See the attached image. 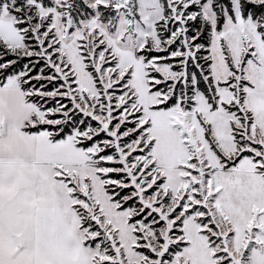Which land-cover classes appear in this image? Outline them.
Instances as JSON below:
<instances>
[{
  "label": "snow or ice",
  "instance_id": "obj_1",
  "mask_svg": "<svg viewBox=\"0 0 264 264\" xmlns=\"http://www.w3.org/2000/svg\"><path fill=\"white\" fill-rule=\"evenodd\" d=\"M0 264H264V0H0Z\"/></svg>",
  "mask_w": 264,
  "mask_h": 264
}]
</instances>
